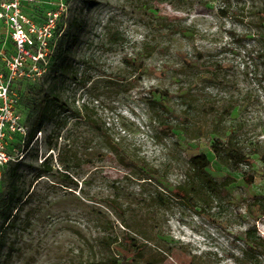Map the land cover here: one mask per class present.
<instances>
[{
  "label": "rangeland",
  "instance_id": "rangeland-1",
  "mask_svg": "<svg viewBox=\"0 0 264 264\" xmlns=\"http://www.w3.org/2000/svg\"><path fill=\"white\" fill-rule=\"evenodd\" d=\"M14 1L0 0V12ZM17 2L35 41L48 15L54 26L44 38L40 74L9 79L0 93V151L9 159L0 180L18 162L17 183L27 194L5 229L0 264H112L114 257L117 264H254L244 255L243 232L254 224L264 239V208L256 205L264 202V0ZM111 33L121 40L111 44ZM28 51L37 52L36 45ZM15 54L3 18L4 88L3 60ZM33 95H56L67 106L25 146ZM149 96L167 98L171 131H161ZM83 106L120 143L118 155L76 115ZM216 139L220 152L238 148L248 163L234 169L227 158L216 160ZM199 154L209 160L208 173L230 185L192 207L177 199L175 187ZM109 199L121 205L125 225ZM126 234L143 247L130 259L99 241L120 243Z\"/></svg>",
  "mask_w": 264,
  "mask_h": 264
},
{
  "label": "trees",
  "instance_id": "trees-1",
  "mask_svg": "<svg viewBox=\"0 0 264 264\" xmlns=\"http://www.w3.org/2000/svg\"><path fill=\"white\" fill-rule=\"evenodd\" d=\"M261 17L264 19V13ZM121 38L122 37L118 33H111L109 40L111 44H116L119 40H121ZM65 54L66 51L61 49L59 57L65 58ZM133 64L134 63H132V65ZM21 80L27 81L26 78ZM156 92H159L163 96H168V93L164 90H156ZM166 97L160 101L154 100L151 96L147 99L148 104L156 117L157 124L162 132H165V130L171 131L173 129V127L168 124L166 119V115L169 112L168 100ZM32 98L34 101L32 112L34 113L35 119L32 123V129L27 135V142L25 146L28 145L29 141L32 139L37 129L41 126L42 122L53 115L56 108L64 110L67 106L65 103L60 102L56 95H44L43 97L33 95ZM90 113L91 114H89V111L85 106H83V108L79 111H76L77 116L82 118L91 128L98 132L105 150L118 155L121 152L120 143L118 141H114L108 135L103 133L96 124L93 116H91L94 112L91 111ZM221 147V141L216 139L212 145L213 154L216 160L227 158V161L234 169H238L242 164L248 163L246 155L240 149L234 148L232 150L220 152ZM187 164L191 173L188 174L186 181L175 187V196L180 201L188 202L192 207L199 206V201L204 202L208 197L220 195V193L223 190H226V187L230 185V181L227 179L217 180L208 173L209 160L204 154L190 157L187 160ZM18 166V162L9 164L0 180V250L4 245L5 229L9 225H12L21 206L27 199V194L20 189L17 183V179L19 177ZM43 167V172H45V174H48L51 171L49 167H46L45 165H43ZM41 176L42 175L40 174L37 175L38 178ZM65 177L68 178L66 175ZM74 186H76L75 183ZM107 204L120 218L121 224L125 225L123 220V209L117 202V199H109L107 200ZM256 205L264 208V202L257 201ZM99 241L106 249L113 247L115 251L120 252V255L124 256L126 259H130L139 254L140 250L143 248L142 246L138 247V245H136V239L127 234L122 238L120 243H117V240L115 239L104 236L101 237ZM243 241L247 248L244 253L245 257L253 260L254 264H264V259H262L264 255V239L258 234L254 224L245 228L243 232ZM111 263L117 264V258L114 257L111 259Z\"/></svg>",
  "mask_w": 264,
  "mask_h": 264
},
{
  "label": "built area",
  "instance_id": "built-area-1",
  "mask_svg": "<svg viewBox=\"0 0 264 264\" xmlns=\"http://www.w3.org/2000/svg\"><path fill=\"white\" fill-rule=\"evenodd\" d=\"M17 6L18 2L15 0L9 7H5L9 9V12H0V22L3 18H5L6 24L10 26L11 38L16 49V54L14 56L3 60L8 78V81L4 84L5 88L3 85H0V93L2 92V95L4 96L6 94L7 86L9 85V79L34 78L35 74H40L41 69L38 67L37 63L39 61L44 62V55L47 49L44 38L49 35L50 30L54 26V17L48 15V20L46 21V24L37 32V41H35L30 34H27L24 31L23 25L25 22L28 24V31L33 34V36L36 34L35 27L25 20V17L22 15ZM35 45L37 52H29L28 49ZM27 60L30 61L31 64L28 68H23V64ZM8 160V157L0 151V166L7 163Z\"/></svg>",
  "mask_w": 264,
  "mask_h": 264
}]
</instances>
